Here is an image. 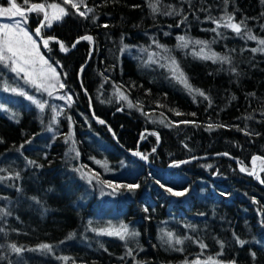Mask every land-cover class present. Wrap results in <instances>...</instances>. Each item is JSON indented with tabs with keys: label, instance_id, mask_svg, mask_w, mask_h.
<instances>
[{
	"label": "trees",
	"instance_id": "1",
	"mask_svg": "<svg viewBox=\"0 0 264 264\" xmlns=\"http://www.w3.org/2000/svg\"><path fill=\"white\" fill-rule=\"evenodd\" d=\"M48 2L70 12L41 29L53 38L40 49L59 74L57 94L22 85L0 65V264H264V187L232 160L251 171L253 157L264 159V52L252 51L264 46L247 37L264 38V2L85 0L87 19ZM228 15L244 22L239 34L213 23ZM41 19L30 13L28 30ZM86 35L94 49L84 67ZM197 40L228 62L197 56L205 46L192 50ZM57 41L75 47L64 54ZM172 60L208 99L173 78ZM138 143L148 165L127 153ZM199 157L211 158L191 160ZM121 225L124 240L99 234Z\"/></svg>",
	"mask_w": 264,
	"mask_h": 264
},
{
	"label": "snow or ice",
	"instance_id": "2",
	"mask_svg": "<svg viewBox=\"0 0 264 264\" xmlns=\"http://www.w3.org/2000/svg\"><path fill=\"white\" fill-rule=\"evenodd\" d=\"M227 2V0H225ZM264 2V0H262ZM62 3L64 5H70L71 9L75 10V15H79L81 17H84L85 19L88 18L87 13L93 11L91 8H88L85 0H62ZM158 3V0H157ZM7 7H0V18H8L10 20H15L14 23H0V65L3 66V68L7 69L11 73H14L17 79H23L26 84L31 85L32 87L36 88L38 91L47 92L49 96H52V90L57 85L56 83H53V81L58 82L59 81V74L56 72V69L53 68L51 65L48 64V61L44 59L43 55L40 53V46L38 45L37 41L33 39L32 35L29 34L27 30L24 28V24L27 23V17L28 13H42L43 14V21L39 25V27L35 30L36 36H41V29L45 26L51 27L52 21H58L61 20L64 16H67L70 14V12L63 6H61V3L52 2L49 3L48 0H45L44 3H33L31 0H21L20 3L17 2V0H8ZM22 5H27V7H24ZM81 6L84 7V11H81ZM150 7L152 8L153 12H157L158 8L155 4H151ZM48 9H51V12L48 11ZM168 15H171L172 13H166ZM179 15V13H176ZM19 17L20 19H15ZM186 19V18H185ZM234 17L231 15L225 16L220 18L218 21H213V23L216 24V27L219 28L221 26L230 28L232 31L239 34L241 32V25L244 23L243 21L239 23H235ZM107 27V25H105ZM212 31H216L215 28L211 29ZM247 37L250 40L257 41V43L261 46H264V38L257 39L256 36L252 35L251 32L247 33ZM84 40L91 41V36H84L82 37ZM178 40L181 42L179 46L181 47H187L188 41L185 40V37L180 36L178 37ZM57 43L60 44V48L62 51H67L68 49L65 48L63 43H60L57 41ZM76 43H79V40L76 41ZM197 45H206V42L197 40L194 42ZM49 40L43 39V45L44 47H48ZM72 47H75V44L72 45ZM252 51H261L264 52V47L253 49ZM201 54L204 52V49L201 48L200 50ZM202 59H211L213 62H216L219 60L220 62H228L227 57H219L215 53L211 55H201ZM151 60V57H149ZM163 66V65H162ZM170 71L172 73V76L174 79H176L179 83H181L185 88H187L190 92H195L196 94L200 96H204L205 99H208L205 94L200 91L199 89H193L192 86L189 84L187 77L184 75L183 71L180 70L179 66L176 64L175 60H172L171 65L169 66ZM64 85L62 83H59V88H63ZM5 91H9V88L5 86ZM12 92H17L16 88L10 89ZM119 92V89H117ZM20 95H25L24 92H19ZM29 100H31L33 103L37 105L38 108L43 111L45 104L43 102H40L38 100L33 99L32 96L27 97ZM120 98L127 100V97L124 96L122 93L120 94ZM67 100H71V97H67ZM131 103H129V107H131ZM177 115H181V113L177 112ZM192 115H195L194 113ZM248 119H251V117H248ZM100 123H103V121H100ZM160 123H164L163 120L160 121ZM182 123H189L188 121H183ZM215 126L212 124L208 125V129L212 130ZM155 135V133H152ZM245 135H249V133L245 132ZM135 155H139V153H134ZM224 155H227L225 153ZM141 159H147V157L141 156ZM253 164L257 160L261 162V171H264V159H262L259 156H255L252 158ZM99 163V162H97ZM208 167H211L209 165ZM242 172H247L249 175H255L254 171H249L247 168L241 167L240 169ZM86 176L87 173H84ZM259 179V177H257ZM101 184H104L105 187H112L113 190L116 188H126L128 191L134 190L138 185H112L110 182L106 181H98ZM264 183V181H261ZM89 183H91V180H89ZM172 195L175 196H181L184 195L183 192H172L171 189H167ZM3 210L0 209V212ZM99 234L102 235H109V236H118L121 240H124L126 236L129 235V230L127 226L121 225L119 229H105L101 230ZM131 235H136L135 233H132ZM168 241L171 242L173 239V236L171 233H168ZM176 244L182 243L180 239H176ZM241 246L245 243V241H239ZM11 250L15 253H20L22 249L20 247H17L15 244H12ZM201 248L206 247L205 245L201 244ZM41 250H46L48 252L52 251V246L48 244H41L40 245ZM253 257H255V254L253 253ZM59 259L64 261V264H67L69 257H60ZM193 264H201V261L197 259L193 262ZM204 264H217L215 260L212 258H209L207 261L204 262Z\"/></svg>",
	"mask_w": 264,
	"mask_h": 264
},
{
	"label": "water",
	"instance_id": "3",
	"mask_svg": "<svg viewBox=\"0 0 264 264\" xmlns=\"http://www.w3.org/2000/svg\"><path fill=\"white\" fill-rule=\"evenodd\" d=\"M8 1V0H7ZM29 14V13H28ZM43 21V17H42V19H41V22ZM41 24V23H40ZM39 24V25H40ZM39 25L37 26V27H39ZM36 27V28H37ZM36 28L34 29V32H35V30H36ZM86 36H89V35H86ZM37 38H38V40H39V42H41L42 44H43V39H48V40H53L52 38H49V37H43V38H41V36H37ZM77 40H80V39H77ZM76 40V41H77ZM59 51L60 52H63L62 50H61V48H60V44H59ZM73 48V47H72ZM72 48L71 49H69L68 51H66V52H69V51H71L72 50ZM93 49H94V42H93V40H92V47H91V54H90V56L88 57V59H87V63L84 65V67H86V66H88V60L91 58V56H92V53H93ZM66 52H63L64 54H66ZM91 105V104H90ZM90 111H91V113H92V105L90 106ZM108 132H109V134H110V136H112V138H113V140L115 141V143L117 144V146L118 147H120L119 146V144L117 143V140H116V137L114 136V133H113V131L108 127ZM145 133V132H144ZM144 133H142L141 135L143 136V134ZM140 142V141H139ZM138 148L136 149V150H134L133 152H131V151H129V152H127L128 154H133L134 156H136V157H138V159L144 164V165H148V162L145 160V159H141V153H140V146H139V143H138ZM122 148V147H121ZM134 153H139V155H135ZM221 155H223V153H221V154H217V155H214V156H212V158H217V157H220ZM211 158V157H210ZM210 158H207V157H199V158H194V159H191V160H199V159H203V160H207V159H210ZM233 160V162L234 163H236V165H237V169H238V171L241 173V174H244V175H247V176H250V177H253V180L257 183V184H259L261 187H264L263 186V184H262V182H261V180H260V178L258 179L257 177H259V173H256L255 175H249L248 173H246V172H242L240 169V164L239 163H237V161L235 160V159H232ZM251 164V171H254L255 172V165L253 164V160L250 162Z\"/></svg>",
	"mask_w": 264,
	"mask_h": 264
},
{
	"label": "rangeland",
	"instance_id": "4",
	"mask_svg": "<svg viewBox=\"0 0 264 264\" xmlns=\"http://www.w3.org/2000/svg\"><path fill=\"white\" fill-rule=\"evenodd\" d=\"M7 1V0H6ZM8 2V1H7ZM7 6H9L8 5V3L7 4H3L1 1H0V7H7ZM48 11L49 12H51V9H48ZM43 15V14H42ZM15 19H20L19 17H17V18H15ZM15 22V20H10V19H8V18H0V23H14ZM55 21H52V24L54 23ZM27 24H28V22L26 23V24H24L23 26H24V28H25V30H27L28 32H29V34L30 35H32V37H33V39H35L36 41H37V43H38V45L39 46H41L42 44H41V42H39L38 41V39H37V36L35 35V32H34V29L35 28H33V30H32V32L31 31H29L28 30V27H27ZM51 24V25H52ZM46 28H49V27H47V26H45ZM185 40L187 41V39L185 38ZM195 46H198L197 44H195V43H193L190 47H191V49L193 50V49H195ZM201 48H203L204 49V52L201 54V52H200V50H201ZM40 53H41V55H43V57H44V59L46 60V58H45V56H44V54L42 53V51H41V49H40ZM194 53H196V55L197 56H199V57H201V55H204V54H206V55H211V52L208 50V46H203V47H200V48H196L195 49V51H194ZM153 55V53L149 56V57H151V60H152V56ZM206 60V59H205ZM171 65V63H169V66ZM12 76H14V78L15 79H17V77L15 76V74L14 73H12ZM17 80H19V81H22V85H27V86H29L31 89H36V88H34V87H32L31 85H29V84H26L25 82H24V80L23 79H17ZM53 83H56V85H57V83L58 82H55V81H53ZM19 84V83H18ZM22 85H21V87H22ZM56 87H58V85L56 86ZM55 87V88H56ZM55 88H53V89H51L52 90V96H49L48 94H47V96H48V98L49 97H51V98H53L54 97V95L55 94H57L56 92H55ZM57 98H59V96H57ZM59 101V99H56V101Z\"/></svg>",
	"mask_w": 264,
	"mask_h": 264
}]
</instances>
